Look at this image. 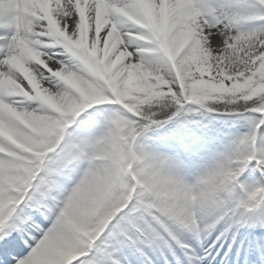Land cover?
Masks as SVG:
<instances>
[{"label":"snow or ice","instance_id":"obj_1","mask_svg":"<svg viewBox=\"0 0 264 264\" xmlns=\"http://www.w3.org/2000/svg\"><path fill=\"white\" fill-rule=\"evenodd\" d=\"M262 126L264 0H0V264H264Z\"/></svg>","mask_w":264,"mask_h":264},{"label":"bare ground","instance_id":"obj_2","mask_svg":"<svg viewBox=\"0 0 264 264\" xmlns=\"http://www.w3.org/2000/svg\"><path fill=\"white\" fill-rule=\"evenodd\" d=\"M220 129L224 134V142L226 143L230 139H234L238 136L239 133H242L246 130V125L241 121L240 118H223L221 120H217L216 122L212 123L210 126H206L203 122L197 124L193 127H188L187 131H184L180 135L176 134V137L170 138H163L158 137L164 133L169 131H173L176 129L174 126H167L159 130L152 131L147 133V138L145 139V143L152 146L157 151L160 150L161 147L165 145L172 146L175 142L178 143L180 140H184L185 142H197V147L200 145L204 150L200 149L196 154L198 157L204 160V164L208 163L211 155L214 152L222 150L223 144L221 142H211L205 143L206 136H207V129ZM173 129V130H172ZM186 130V129H185ZM230 131L231 134L227 132ZM196 152V151H195ZM165 155H172L173 152H166L163 153ZM199 164V162H198ZM196 169H200V167H196ZM191 180V179H188ZM256 231H264V229H256ZM227 242H225L226 244ZM221 252L224 248H220ZM231 255V253H230ZM259 253H257L256 259L259 260Z\"/></svg>","mask_w":264,"mask_h":264},{"label":"rangeland","instance_id":"obj_3","mask_svg":"<svg viewBox=\"0 0 264 264\" xmlns=\"http://www.w3.org/2000/svg\"><path fill=\"white\" fill-rule=\"evenodd\" d=\"M223 118H239L238 116L236 115H226L224 114L223 112H212V113H209V112H205V111H202L201 113H198V115L194 118L195 120L198 121V123H201V122H205V124H207L208 122H210V124H212L213 122H216L217 120H221ZM241 119V118H240ZM241 121L243 123H245L243 121V119H241ZM212 122V123H211ZM189 123H186L185 122V116L182 114L176 118H174V120L172 122H169L165 127L167 126H174L176 128H179L181 126H186L188 125ZM262 128H264V126H262ZM158 130V129H156ZM155 131V130H154ZM152 132V131H150ZM149 133V132H148ZM228 134H231L230 131L227 132ZM240 134V133H239ZM238 134V135H239ZM261 145H264V138H261L259 141H258ZM249 173H245V176H248ZM258 175V174H256ZM191 178H193L194 176L193 175H189ZM249 183H251V180L248 181Z\"/></svg>","mask_w":264,"mask_h":264},{"label":"trees","instance_id":"obj_4","mask_svg":"<svg viewBox=\"0 0 264 264\" xmlns=\"http://www.w3.org/2000/svg\"><path fill=\"white\" fill-rule=\"evenodd\" d=\"M214 106L220 108L221 111H223V105H214Z\"/></svg>","mask_w":264,"mask_h":264}]
</instances>
